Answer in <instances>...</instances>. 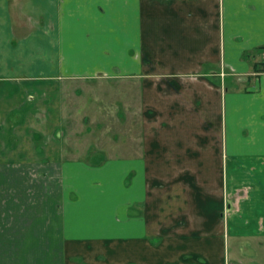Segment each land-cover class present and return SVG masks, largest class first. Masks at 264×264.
<instances>
[{"label":"crops","instance_id":"crops-1","mask_svg":"<svg viewBox=\"0 0 264 264\" xmlns=\"http://www.w3.org/2000/svg\"><path fill=\"white\" fill-rule=\"evenodd\" d=\"M99 80L128 84V154L66 141ZM262 250L264 0H0V264Z\"/></svg>","mask_w":264,"mask_h":264},{"label":"rangeland","instance_id":"rangeland-1","mask_svg":"<svg viewBox=\"0 0 264 264\" xmlns=\"http://www.w3.org/2000/svg\"><path fill=\"white\" fill-rule=\"evenodd\" d=\"M127 85L112 80H99L84 85L83 94L74 100L75 108L70 112L66 131V141L68 139L73 144L77 143L81 148H77V155L85 153L86 146L91 150L90 154L103 151L110 156L115 151L119 153L123 150L128 154L129 142L135 145L136 140H139V134L134 129L130 131V122H136L137 119L130 121L127 96L119 97L117 92L127 90Z\"/></svg>","mask_w":264,"mask_h":264}]
</instances>
